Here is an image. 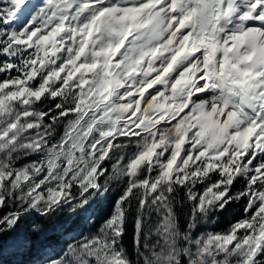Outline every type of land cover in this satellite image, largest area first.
I'll return each mask as SVG.
<instances>
[{"label":"snow or ice","instance_id":"1","mask_svg":"<svg viewBox=\"0 0 264 264\" xmlns=\"http://www.w3.org/2000/svg\"><path fill=\"white\" fill-rule=\"evenodd\" d=\"M65 209L37 264H264V0H0V250Z\"/></svg>","mask_w":264,"mask_h":264},{"label":"rangeland","instance_id":"2","mask_svg":"<svg viewBox=\"0 0 264 264\" xmlns=\"http://www.w3.org/2000/svg\"><path fill=\"white\" fill-rule=\"evenodd\" d=\"M34 213V212H33ZM71 215V212L65 209L64 211L57 212L53 214L54 223L53 224H39L38 222H33L30 219L31 214L26 218V223L21 225V227L27 231V225L29 222L35 223L39 228L40 231L37 233L29 232L28 235L30 239L34 242V246L29 253H25L23 249L19 251L12 245L11 236L8 237L6 243L4 244L2 250H0V264H18V261L26 260L31 256L33 253L34 258L28 264H37L47 253L52 252L53 250H58L64 245L69 242H72L71 237H78L79 233L83 232L87 234L90 227H83V224L80 225L77 229H73L68 232L66 228H70L72 223H67L64 227L60 226V223H56V220H64L65 222L69 221L68 217ZM49 220V218L47 219ZM227 223L221 222L217 230L221 227H225ZM67 230V231H66ZM55 233V234H65L62 236V241L56 242L54 244L49 243V237H47L48 233ZM54 238V237H53ZM55 239V238H54ZM53 239V241H54Z\"/></svg>","mask_w":264,"mask_h":264},{"label":"trees","instance_id":"3","mask_svg":"<svg viewBox=\"0 0 264 264\" xmlns=\"http://www.w3.org/2000/svg\"><path fill=\"white\" fill-rule=\"evenodd\" d=\"M115 196H116V192H115V190H113V191L109 192L103 198H99L98 197L97 198V202L92 205L93 210H95L97 212H99L102 209L106 210L108 205H110L113 202ZM235 207H236V212L233 215L234 216H239L241 214V212H242V209H241L240 205H236ZM86 215L87 214H75V213L71 212V215L68 217L69 221L65 222L64 220H58L57 219L56 223H60V226H63V227L67 223H69V224L72 223L70 228H66L68 230V232L73 230V229H77L82 224H83V227L85 226V228L86 227L89 228V227H91V223L90 222H86V220H85V216ZM48 218H49V220H47ZM232 218H233V216H230L228 219H232ZM29 220H31L33 222H38L39 224H53L55 219H54V217L52 215L45 217V216H41L40 214H37V213L34 212V213H31V217H30ZM223 222L227 223V221H223ZM25 223H26V220L22 221L21 225H24ZM63 235H65V234H55V233L51 232V233L47 234V237H49V240H50L49 243L54 244L56 242L62 241V236ZM8 237H10V235H7V236L4 237V244L6 243ZM53 239H54V241H53ZM129 243H130L129 241H126V245H128ZM33 258H34V255H33V253H31V256L28 259H26V260H21L20 259L18 261V264H28V263H30V261Z\"/></svg>","mask_w":264,"mask_h":264}]
</instances>
